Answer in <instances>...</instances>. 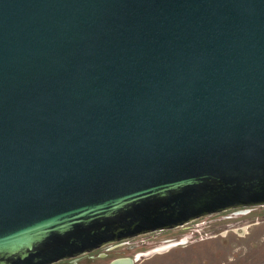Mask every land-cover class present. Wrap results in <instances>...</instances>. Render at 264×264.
<instances>
[{
    "label": "water",
    "instance_id": "1",
    "mask_svg": "<svg viewBox=\"0 0 264 264\" xmlns=\"http://www.w3.org/2000/svg\"><path fill=\"white\" fill-rule=\"evenodd\" d=\"M257 206L264 0H0V264Z\"/></svg>",
    "mask_w": 264,
    "mask_h": 264
},
{
    "label": "rangeland",
    "instance_id": "2",
    "mask_svg": "<svg viewBox=\"0 0 264 264\" xmlns=\"http://www.w3.org/2000/svg\"><path fill=\"white\" fill-rule=\"evenodd\" d=\"M185 241V242H184ZM138 247L122 248L118 256L147 254L136 264H264V206L214 213L184 226L140 235Z\"/></svg>",
    "mask_w": 264,
    "mask_h": 264
},
{
    "label": "flooded vegetation",
    "instance_id": "3",
    "mask_svg": "<svg viewBox=\"0 0 264 264\" xmlns=\"http://www.w3.org/2000/svg\"><path fill=\"white\" fill-rule=\"evenodd\" d=\"M142 235H144V234H142ZM138 236H140V235H138ZM138 236H134V237L127 238L124 240L105 244L104 246L97 248L91 252L83 253L81 255H78V256H75L72 258L61 260L55 264H110L119 258H125V257L117 255V253L120 251V249H122V248L133 249V248L138 247V244L135 242V239ZM141 254H143V253H141ZM141 254H139L137 256H132V257L126 256V257L131 258L133 260H136V259H138V257ZM140 259L141 258L136 260L135 264Z\"/></svg>",
    "mask_w": 264,
    "mask_h": 264
},
{
    "label": "bare ground",
    "instance_id": "4",
    "mask_svg": "<svg viewBox=\"0 0 264 264\" xmlns=\"http://www.w3.org/2000/svg\"><path fill=\"white\" fill-rule=\"evenodd\" d=\"M164 247H166V246H162V248H164Z\"/></svg>",
    "mask_w": 264,
    "mask_h": 264
}]
</instances>
